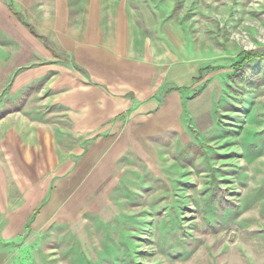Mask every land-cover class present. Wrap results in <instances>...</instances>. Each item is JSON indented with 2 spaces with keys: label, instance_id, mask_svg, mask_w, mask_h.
Segmentation results:
<instances>
[{
  "label": "rangeland",
  "instance_id": "374dc122",
  "mask_svg": "<svg viewBox=\"0 0 264 264\" xmlns=\"http://www.w3.org/2000/svg\"><path fill=\"white\" fill-rule=\"evenodd\" d=\"M247 52L264 54V0H0V264H264V55ZM136 89L179 93L184 130L150 136L162 173L139 160L94 213L80 163ZM88 184L75 217L44 216Z\"/></svg>",
  "mask_w": 264,
  "mask_h": 264
},
{
  "label": "crops",
  "instance_id": "0c3cea01",
  "mask_svg": "<svg viewBox=\"0 0 264 264\" xmlns=\"http://www.w3.org/2000/svg\"><path fill=\"white\" fill-rule=\"evenodd\" d=\"M129 86L133 87V83L130 82ZM139 91L141 90H134L135 99L130 104L131 114L126 117V121L125 118H120L106 125L109 126L106 134L96 138L88 148L87 156L80 163L79 169L87 170L89 182L94 185L96 196L92 197L93 202L91 201L94 213L104 208L106 201L109 200V191L116 189L122 182L126 183L128 181L126 176L130 175V172L138 173L139 160L140 162L148 160L150 164L149 161L154 158L152 164L154 163L157 169L156 174L162 173L160 163L156 160L157 156L150 152L146 144L153 142V139H149L150 136L165 135L173 124L181 126L184 130L182 116L185 105L179 93L172 91L163 100L158 98L144 100L140 97L142 93ZM157 142L164 144L161 138ZM85 189L87 198L84 194H74L71 202L62 210L60 206L62 200L70 191L69 186H59L46 205L44 216L50 212L47 215L53 214L57 220H70L69 218L75 217L70 214H75L79 205L90 204L87 200L91 196L92 186ZM44 216H41L40 220L44 219Z\"/></svg>",
  "mask_w": 264,
  "mask_h": 264
},
{
  "label": "trees",
  "instance_id": "16d2710c",
  "mask_svg": "<svg viewBox=\"0 0 264 264\" xmlns=\"http://www.w3.org/2000/svg\"><path fill=\"white\" fill-rule=\"evenodd\" d=\"M263 55L264 54H261V53H258V52H247L244 55L243 54L241 55V59H240L239 63L243 64L245 61L249 60L253 56L259 58V57H261ZM240 68H241V66H240Z\"/></svg>",
  "mask_w": 264,
  "mask_h": 264
}]
</instances>
